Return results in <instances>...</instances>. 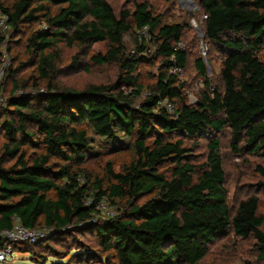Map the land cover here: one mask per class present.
I'll list each match as a JSON object with an SVG mask.
<instances>
[{"label": "trees", "instance_id": "16d2710c", "mask_svg": "<svg viewBox=\"0 0 264 264\" xmlns=\"http://www.w3.org/2000/svg\"><path fill=\"white\" fill-rule=\"evenodd\" d=\"M200 6L207 15L204 37L224 55L220 88L211 86L202 59L195 60L204 88L191 103L179 74L170 72L172 66H186L185 44L175 48L183 42L185 24H161L148 1L116 12L108 0H14L7 5L0 0V15L7 16L14 31L42 24L26 37L25 48L47 82L36 98H10L12 109L0 118L5 138L0 231L12 228L16 219L26 228L49 230L47 239L70 226L92 231L99 250L113 253L115 264H199L211 243L231 233L253 239L258 260L264 259L260 198L250 194L228 205L217 136L227 128L235 152L252 146L264 153V0H200ZM145 26L148 43H136L134 52L126 54L124 34ZM3 42L0 35V56ZM96 42L108 48L90 59L98 65L118 64L117 80L77 91L59 87L54 82L59 45L83 50ZM150 44L160 58L158 74L151 92L135 105L142 88L137 66L150 61L145 54ZM164 99L172 104L171 111L161 105ZM89 129L108 139L119 133L132 138L133 159L121 171L107 162L105 186L97 178L89 185L90 176L82 174ZM205 135L206 156L197 164L187 140ZM257 172L264 200V163ZM151 193L155 195L139 203ZM103 199L124 205L113 217L96 220ZM36 243L13 248L29 253L28 245Z\"/></svg>", "mask_w": 264, "mask_h": 264}, {"label": "rangeland", "instance_id": "374dc122", "mask_svg": "<svg viewBox=\"0 0 264 264\" xmlns=\"http://www.w3.org/2000/svg\"><path fill=\"white\" fill-rule=\"evenodd\" d=\"M4 4H10L14 0H2ZM114 10H133L135 4L140 1H148L151 11L160 16L161 24L181 23L185 24L182 37L188 51L186 66L178 78L183 81L186 100L189 97L199 98V91L204 88L203 77L195 67V60L201 58L206 70V75L213 88L221 87L219 76L220 62L224 52L215 42L204 37L202 31L201 15L203 10L200 0H108ZM40 23L24 24L20 31H14L8 27H0V35L4 37L0 56V118L8 115L9 99L16 96L36 98V94L46 89L44 80L37 71V60L31 56L25 48L26 37L34 30L41 27ZM148 32H128L123 36L125 53H133L136 43L144 41L148 43ZM202 39L206 46V54L201 55L198 50V41ZM145 52L150 61H143L137 66L138 82L142 88L134 98L135 105L144 99L150 92L158 74L160 58L154 57L152 45ZM108 46L105 42H96L78 50L62 44L57 49L54 82L61 88L83 90L88 85H108L115 82L120 74L118 64L98 65L90 59L91 55L104 53ZM76 58V59H74ZM77 60L78 63H73ZM126 93L131 88L122 89ZM34 103V101H32ZM176 104V103H175ZM30 130L35 131L32 123L28 124ZM220 140L219 154L222 159V167L225 173L224 187L227 192V202L233 207L241 199L250 194H256L260 198L258 212L264 217L263 194L258 185L259 175L257 166L264 163V153L253 151L252 146L245 147L241 153L234 151L231 145L230 130L225 128L218 133ZM90 144L87 147V159L84 163L85 173L94 178L103 180V186L108 182L105 174L107 162H112L115 171H121L123 165L133 159L132 138L124 134H117L114 139H108L96 135L89 129ZM208 135L187 140L192 160L202 163L207 152ZM5 138L0 131V155L3 151ZM243 144L241 143L240 146ZM24 150L31 152L27 147ZM163 169V167H162ZM83 182V181H82ZM87 182H89L87 180ZM154 193L141 197L139 203L154 196ZM124 201L101 200L96 220L107 218V212L114 215L119 213ZM43 238L36 244H29V253L14 251L12 257H8L4 264H115L113 253H102L92 231H81L73 226L67 228L62 235L47 239L50 231L45 228ZM264 231V223L262 226ZM253 239H240L231 233L216 239L210 245L209 253L199 264H264V259L259 261V254ZM96 255L90 260L91 255ZM89 256V257H88Z\"/></svg>", "mask_w": 264, "mask_h": 264}, {"label": "built area", "instance_id": "2783aa9c", "mask_svg": "<svg viewBox=\"0 0 264 264\" xmlns=\"http://www.w3.org/2000/svg\"><path fill=\"white\" fill-rule=\"evenodd\" d=\"M207 18V15L204 13L201 15V22H202V31H203V24L205 19ZM7 16L6 15H0V27L3 29H7ZM139 33H144L148 32L146 26L143 27L141 30L137 31ZM150 40V36H148V39ZM184 46L183 42H178L175 45V48H181ZM198 50L200 51L201 55L206 54V46L203 42L202 39L198 41ZM173 59V57H172ZM174 60V59H173ZM171 73L174 74H181L183 70L177 66H172L170 69ZM189 101L191 103L195 102V98L193 96L189 97ZM161 105L165 107L168 111L172 110V104L164 99L161 101ZM101 201L97 205V209L99 210ZM107 218L113 217L114 214L112 212H107ZM45 235V230L43 229H31V228H26L23 225L20 224V222L16 219L13 227L10 229H5L0 231V264H4L7 261L8 257H12V254L14 252L13 246L15 244L21 243V242H27V243H35L39 239L43 238Z\"/></svg>", "mask_w": 264, "mask_h": 264}]
</instances>
